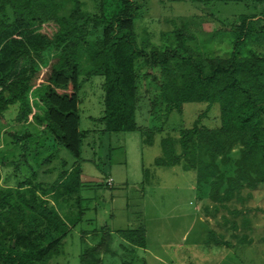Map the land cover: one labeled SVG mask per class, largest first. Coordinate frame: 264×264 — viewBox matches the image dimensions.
I'll return each instance as SVG.
<instances>
[{
	"label": "rangeland",
	"instance_id": "obj_1",
	"mask_svg": "<svg viewBox=\"0 0 264 264\" xmlns=\"http://www.w3.org/2000/svg\"><path fill=\"white\" fill-rule=\"evenodd\" d=\"M55 1L63 4L60 14L68 15L75 4L79 5L84 16L80 24L86 18L94 20L99 16V0ZM136 1L140 5L135 21L137 41L147 52L153 47L161 52L171 48L187 55V50L178 47L179 34L187 32L186 37L190 33L195 36L193 40L186 38L195 58L206 62L212 56H228L243 34L238 29L242 17L248 16L252 17L248 38L237 52L240 56L251 52L264 56V5L259 0H214L209 4L194 0ZM102 39V27L91 22L78 50L83 82L79 96L81 129L90 132L80 161L86 183L82 191L85 202L65 212L77 219L80 207H85V220L63 238L64 253L49 263L80 264L81 252L107 233L111 239L108 251L102 253V264H264V182H259L243 161V144L237 142L228 154L216 160L198 141H191L188 153L181 145V130L191 127L201 114L206 125L220 124V104L215 103L210 109L207 103H186L183 113L173 112L169 117L161 105L159 120H146V132L154 136L151 144H144L143 136L148 134L141 131L105 133L104 124L99 121L104 115V78H88L93 68L92 52L101 47ZM60 53L61 49H53L44 63L36 59L42 74L35 85L43 87L49 82L50 63ZM32 61L31 57H22L10 80L29 74ZM146 72L144 67L138 75V95L154 99L167 77L156 70L146 78ZM180 74L177 71L174 79L180 80ZM18 110V104L10 105L3 113L4 120L0 119V188L27 191L26 180L36 171L32 188L39 198H50L55 195L53 184L60 173L49 174L51 169H46L48 165L43 162L56 150L51 165L62 168L64 160L73 174L76 158L63 146L52 147L53 140L44 137L48 135L46 130L35 121L20 125L15 120ZM144 112L142 108L137 115L140 121ZM2 125L6 127L1 128ZM13 133L31 137L15 144ZM164 140L172 146L171 155L166 153ZM240 162L244 168L239 167ZM247 169L251 172L248 180L237 179ZM200 170L206 176L203 181L199 180ZM213 170L215 174L210 175ZM111 177L115 179L113 187ZM38 182L43 188L36 187ZM51 203H57L55 198H51ZM105 224L108 232L102 236ZM121 228L144 231L146 246L138 247L131 239L120 237L116 231ZM110 230L114 231L113 236ZM42 237L49 241L43 234Z\"/></svg>",
	"mask_w": 264,
	"mask_h": 264
},
{
	"label": "trees",
	"instance_id": "obj_2",
	"mask_svg": "<svg viewBox=\"0 0 264 264\" xmlns=\"http://www.w3.org/2000/svg\"><path fill=\"white\" fill-rule=\"evenodd\" d=\"M259 1L264 5V0ZM62 5L55 0H0V54L3 56L0 59V119L4 120L3 113L10 105L18 104L17 122H27L32 117L76 158L73 174L64 169L67 162L62 161L63 169L53 184L55 195L52 197L58 199L67 195L69 199L75 193V202L82 200L80 161L83 143L90 132L81 129L79 96L83 82L78 50L85 39L86 26L91 22L103 29L102 45L92 52L93 68L88 78H104V115L99 121L104 124L105 133H147L146 120L152 118L157 122L161 105L169 117L173 112L183 113L186 103H207L210 109L219 103V125H206L201 114L191 127L181 130L183 150L188 153L191 141H198L216 160L228 154L237 142L242 143L243 161L256 173L258 181L264 182V56L257 52L240 56L237 52L246 44L247 31H250L248 22L252 17H242L238 29L243 34L228 56H212L205 62L195 58L194 51L187 47L186 38L195 39L190 32L187 37V32L178 36V47L187 50V55L171 48L163 52L156 47L150 52L144 50L135 30L140 11L136 0H99V16L94 20L86 18L83 24L79 22L84 17L79 5L75 4L68 15L60 14ZM8 10L12 13L8 14ZM261 32L264 34V26ZM53 49H61V53L50 63L49 82L39 87L34 81L42 74V69L36 65V59L44 63ZM26 56L33 60L29 74L11 81L17 62ZM144 67L147 68L146 78L152 77L156 70L167 77V83H161L159 95L154 99L138 95L137 79ZM177 71H181L180 80L174 79ZM142 108L146 115L140 121L137 115ZM147 134L144 141L151 144L154 136ZM13 135L15 144L29 137ZM163 142L167 155H171L172 146L169 147L166 140ZM193 145L197 149L196 144ZM190 163L193 164L191 160ZM238 165L244 168L241 162ZM249 169L239 171L237 179L248 180ZM36 173L33 171L32 177L26 180L27 191L0 188V264H50L54 257L64 253L63 238L70 233V225L75 226L82 219L80 211L77 219L72 214L67 215L69 222L48 197L39 198L31 186ZM214 174L213 170L210 175ZM204 179L206 176L200 170L199 180ZM36 185L43 188L41 182ZM129 229L117 232L136 246L145 247L146 233ZM110 239L106 233L97 244L82 251L80 264H102V253L108 251Z\"/></svg>",
	"mask_w": 264,
	"mask_h": 264
},
{
	"label": "crops",
	"instance_id": "obj_3",
	"mask_svg": "<svg viewBox=\"0 0 264 264\" xmlns=\"http://www.w3.org/2000/svg\"><path fill=\"white\" fill-rule=\"evenodd\" d=\"M100 78V77H99ZM103 80V79H102ZM16 116H17V114H16ZM16 116H15V118H16ZM29 120H33L32 119V117L29 119ZM34 121V120H33ZM16 122V121H15ZM28 122V121H27ZM23 123H26V122H23ZM35 123H36V121H35ZM213 123H215L214 122V120H213ZM20 125H21V123H19ZM217 124V123H216ZM215 124V125H216ZM36 125L37 126H39L37 123H36ZM2 127H6L5 125H2L1 126V128ZM47 136H44V137H49L50 139H52L53 140V143L51 144L52 145V147H55L56 149H57V145H59V144H57V142L54 140V138L47 132ZM28 135V134H27ZM29 137H31V136H29ZM143 138L145 139V137L143 136ZM144 144H147L145 141H144ZM61 146V145H60ZM120 146H122V145H120ZM56 151V150H55ZM55 151L53 152V154L52 155H50L49 157H51L50 159H46V161H44L43 162V164H45V163H47V165H48V168H46V169H51V170H48L49 171V174H53V173H56V174H58L59 172H60V170L63 168L62 166V168H59V167H53L52 165H51V162H52V160L54 159V157H55ZM62 161H64V160H62ZM63 163V162H62ZM67 165V164H66ZM70 167L67 165L66 167H64V169H69ZM83 169V168H82ZM47 171V172H48ZM112 179H113V185H112V187L114 186V182H115V179H114V177H111ZM81 180H82V187L80 188V192H79V194H80V196H82V200H81V202H75V198L77 197V195L74 193V194H72L71 196L72 197H70L69 199H68V196L67 195H65L64 197H60V198H58V199H56L55 197H50L49 199H50V203H51V198H55V200H56V204L54 203V205H55V207H56V209L59 211V213L61 214V216L65 219V220H67V221H69V222H71L69 219H68V217H67V215H70L68 212H65V210L67 209V210H69V209H71V207H73V206H75V204H82V203H84L85 202V198L83 197V195H82V191H83V188L85 187V185H86V183L84 182V180H83V173L81 174ZM122 183H124L125 185L128 183V181H126V182H123L122 181ZM52 204V203H51ZM74 208V207H73ZM81 208V211H82V217H83V215H85V207H80ZM85 220V218L84 219H81L80 221H78L77 222V224H79V223H81V222H83ZM76 221V220H75ZM90 221H92V220H90ZM137 222H139V221H137ZM136 222V223H137ZM76 224V225H77ZM76 225L74 226V225H70V230L72 229V228H74V227H76ZM102 231H104V232H102V236L106 233V232H108L107 230H108V226L105 224L103 227H102ZM110 229V228H109ZM121 229H125V228H121ZM110 232H111V234L110 235H112V233H114V231H111L110 230ZM117 232V231H116ZM118 233V232H117ZM118 235H119V233H118ZM113 236V235H112ZM120 236V235H119ZM121 237V236H120ZM124 239V238H123Z\"/></svg>",
	"mask_w": 264,
	"mask_h": 264
},
{
	"label": "built area",
	"instance_id": "obj_4",
	"mask_svg": "<svg viewBox=\"0 0 264 264\" xmlns=\"http://www.w3.org/2000/svg\"><path fill=\"white\" fill-rule=\"evenodd\" d=\"M110 179H111L110 181L112 182V181H113V179H112V178H110ZM111 182H110V183H111Z\"/></svg>",
	"mask_w": 264,
	"mask_h": 264
}]
</instances>
